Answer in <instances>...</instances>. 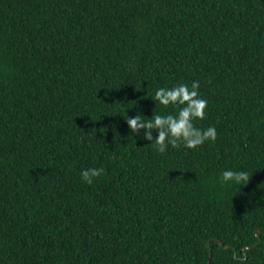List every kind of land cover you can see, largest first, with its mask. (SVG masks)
Masks as SVG:
<instances>
[{
    "label": "trees",
    "instance_id": "16d2710c",
    "mask_svg": "<svg viewBox=\"0 0 264 264\" xmlns=\"http://www.w3.org/2000/svg\"><path fill=\"white\" fill-rule=\"evenodd\" d=\"M192 81L215 143L130 134ZM0 264H264V0H0Z\"/></svg>",
    "mask_w": 264,
    "mask_h": 264
},
{
    "label": "clouds",
    "instance_id": "9594fccd",
    "mask_svg": "<svg viewBox=\"0 0 264 264\" xmlns=\"http://www.w3.org/2000/svg\"><path fill=\"white\" fill-rule=\"evenodd\" d=\"M199 88V81H192L190 85L177 83L172 87H158L152 100L165 111L158 113L156 107L151 118L140 112L134 117L127 115L124 119L130 134L149 142V147L160 154L166 153L170 147L194 151L206 143H215L218 138L215 126H197V121L205 120L208 112V101L202 97ZM103 173L102 167H90L82 170L80 175L83 182L91 185ZM251 177L246 170L226 169L219 180L221 184L238 187L240 191L249 184Z\"/></svg>",
    "mask_w": 264,
    "mask_h": 264
}]
</instances>
